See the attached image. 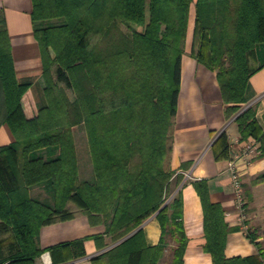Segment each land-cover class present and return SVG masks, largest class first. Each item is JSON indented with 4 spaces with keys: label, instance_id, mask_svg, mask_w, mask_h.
I'll return each mask as SVG.
<instances>
[{
    "label": "trees",
    "instance_id": "trees-1",
    "mask_svg": "<svg viewBox=\"0 0 264 264\" xmlns=\"http://www.w3.org/2000/svg\"><path fill=\"white\" fill-rule=\"evenodd\" d=\"M192 4L191 56L215 72L230 119L248 102L250 78L260 68L255 47L264 44V0H32L45 98L37 108L32 81L17 80L0 13V126L15 138L0 147V221L16 245L0 264H37L46 252L51 264H71L86 257V241L105 250L107 239L115 244L129 235L82 264H159L169 236L177 243L170 264L183 263L182 197L164 203L174 175L169 159ZM235 122L240 139L253 138L264 158L254 107ZM46 148H57L58 155L31 156ZM212 150L216 160L229 159L225 134ZM181 181L178 175L176 184ZM255 181L264 182V173ZM40 184L51 186L52 206L31 197L29 188ZM193 186L213 264H264V249L251 236L257 255L226 258L231 230L224 211L211 202L205 180ZM77 213L105 232L39 246L43 227ZM153 215L161 238L150 246L141 225Z\"/></svg>",
    "mask_w": 264,
    "mask_h": 264
},
{
    "label": "crops",
    "instance_id": "crops-1",
    "mask_svg": "<svg viewBox=\"0 0 264 264\" xmlns=\"http://www.w3.org/2000/svg\"><path fill=\"white\" fill-rule=\"evenodd\" d=\"M194 11V4H192L188 30H190L191 23L194 27ZM31 12L32 0H0V13L10 37L17 80L32 81L30 90L37 108L45 104V98L41 55L39 45L33 35ZM146 18L148 20V14ZM191 47L185 49L181 60V84L169 159V168L174 172L171 180L170 203L176 195H181L182 220L188 240L182 264H213L210 254L204 250L206 240L203 229V207L193 186L195 181L200 180L207 182L210 200L222 207L225 223L231 230L225 246L226 258L255 256L258 250L250 236L255 238V242L264 249V182L255 181L264 173V158L260 156L257 143L253 138L240 139L235 120L243 109L254 107L257 121L264 130V44H258L255 47L256 64L260 68L250 78L249 100L242 106L241 111L230 119L225 114L228 105L222 99L215 72L198 63L191 56ZM222 134L227 136L229 159L216 160L212 148ZM14 141L15 138L9 128L1 125L0 147ZM252 142L256 144L255 150L250 154L249 163L246 164L241 159V155L245 147ZM57 155V148H46L31 154V156H42L46 159H53ZM232 162H234L243 187L246 207V220L243 223L238 220L237 200L230 171ZM178 175L182 177L179 185L176 184ZM29 192L31 197L37 201L49 206L53 205L54 195L50 185L33 186L29 188ZM141 229L150 246H155L160 242L161 228L156 215L145 220ZM104 232V225L91 226L85 215L77 213L71 220L43 227L37 242L40 247L46 248ZM0 237L1 259L8 257L16 249L10 228L1 221ZM7 238H9L8 241ZM107 243L110 244L109 247L113 245L108 239ZM176 245L172 237H167V245L159 264H165L168 255L170 259L166 261V264L171 263L173 249ZM85 250L86 257L76 260L73 264H82L103 251L98 250L91 240L86 241ZM45 255L46 259H39L37 264H51L49 253Z\"/></svg>",
    "mask_w": 264,
    "mask_h": 264
},
{
    "label": "built area",
    "instance_id": "built-area-1",
    "mask_svg": "<svg viewBox=\"0 0 264 264\" xmlns=\"http://www.w3.org/2000/svg\"><path fill=\"white\" fill-rule=\"evenodd\" d=\"M255 143L252 142L249 145H247L241 155V159L247 164L249 163V156L250 154L255 150ZM230 171H231V178L233 181V186L235 189V196L237 200V210L239 213V222L243 223L246 220V207H245V199L243 196V187L241 183L240 176L236 170V167L234 165V162L230 165Z\"/></svg>",
    "mask_w": 264,
    "mask_h": 264
},
{
    "label": "rangeland",
    "instance_id": "rangeland-1",
    "mask_svg": "<svg viewBox=\"0 0 264 264\" xmlns=\"http://www.w3.org/2000/svg\"><path fill=\"white\" fill-rule=\"evenodd\" d=\"M195 22V21H194ZM133 27H134V29H136V30H138V31H143V27L142 26H139V25H133ZM193 30H194V27H193V23H191V26H190V30H188V33H187V40H186V43H185V49L186 48H188L189 49V47H191L192 46V34H193ZM191 50H192V47H191ZM185 51V50H184ZM62 86H64L63 84H62ZM67 93H68V96L69 97H73L72 96V93H71V91L70 90H67ZM81 140H83L82 138H80L79 137V146L81 147V143H82V141ZM172 187H170V192H169V194H168V196L166 197V200H165V203H164V206L165 205H169L170 204V198H171V195H172ZM163 206V207H164ZM4 237H6L5 235H4ZM8 237H10V236H8ZM1 238V237H0ZM3 238V237H2ZM9 240V238H7V241ZM7 241H6V243H7ZM7 246V245H6ZM7 249V248H6ZM47 253V252H46ZM46 255H45V253L41 256V258L40 259H42L43 260V258L44 259H46ZM170 259V257H169V255H168V257L166 258V260H165V264H166V261H168ZM74 262H76V261H74Z\"/></svg>",
    "mask_w": 264,
    "mask_h": 264
},
{
    "label": "water",
    "instance_id": "water-1",
    "mask_svg": "<svg viewBox=\"0 0 264 264\" xmlns=\"http://www.w3.org/2000/svg\"><path fill=\"white\" fill-rule=\"evenodd\" d=\"M246 108H247V107H246ZM246 108H245V109H246ZM245 109H243V110H245ZM239 114H240V113H239ZM239 114H238L237 116H239ZM129 236H130V235H129ZM129 236H128V237H129ZM128 237H126V238H128ZM126 238H125V239H126ZM125 239L119 241L118 243L113 244L112 246L108 247L107 249L103 250L102 252H104V251H106V250H108V249H110V248L116 246L117 244H119L120 242L124 241ZM102 252H100V253H102ZM100 253H99V254H100ZM73 263H75V262H72L71 264H73Z\"/></svg>",
    "mask_w": 264,
    "mask_h": 264
}]
</instances>
